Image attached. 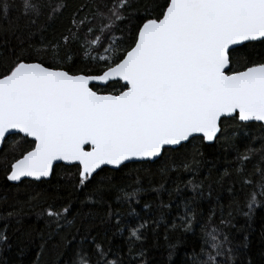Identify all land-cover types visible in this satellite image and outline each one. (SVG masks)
I'll use <instances>...</instances> for the list:
<instances>
[{
	"label": "snow or ice",
	"instance_id": "6c2138e0",
	"mask_svg": "<svg viewBox=\"0 0 264 264\" xmlns=\"http://www.w3.org/2000/svg\"><path fill=\"white\" fill-rule=\"evenodd\" d=\"M66 9L61 0H20L18 6L0 0V19L8 21L19 11L28 18L30 41L41 17L53 21ZM71 23L76 29H69L71 36L41 48L29 43L26 49L20 40V51L11 52L14 59L0 72V146L8 141H14L13 149L21 142L30 146L11 163L6 179L39 181L53 174L57 162H68L78 169L77 187L92 188L85 203L107 206L98 225L81 222L80 227L69 218L71 204L45 210L55 225L49 236L59 235L45 242L58 253L50 264H151L150 248L158 247L161 237L168 242L169 261L183 246L182 264H237L248 236L237 243L233 230L250 231L256 210L264 207V136L256 149L249 134L251 128L264 129V59H253L256 42L264 49V0H98L91 20ZM79 27L85 29L83 39ZM101 85L112 91L100 92ZM238 138L245 141L243 152ZM205 144L235 153L236 165L231 172L225 168L221 179L234 175L241 191L251 189L241 207L229 188L233 203L225 208L217 199L206 221L197 209L201 199L212 198L211 185L205 197L204 184L188 180L183 188L195 195L185 198L182 187L167 190L161 183L151 191L158 198L168 191L170 202L160 200L156 218L132 209L128 215L138 220L133 226L106 200L116 187L111 178L96 179L105 166L122 170L128 162L155 161L173 152L181 161L169 170L198 172ZM258 152L254 182L245 169ZM136 183L131 192L118 189L116 203H140L145 189ZM173 195L181 197L175 205L181 211L174 216ZM21 212L9 211L0 220L20 223ZM237 215L246 219L245 227L233 223ZM176 233L173 242L170 234ZM150 234L153 243L146 247ZM115 237H124L126 253L124 245L113 244ZM44 250L42 244L38 255ZM24 254L23 247L14 249L7 227L0 230V264H24Z\"/></svg>",
	"mask_w": 264,
	"mask_h": 264
},
{
	"label": "trees",
	"instance_id": "16d2710c",
	"mask_svg": "<svg viewBox=\"0 0 264 264\" xmlns=\"http://www.w3.org/2000/svg\"><path fill=\"white\" fill-rule=\"evenodd\" d=\"M58 0H49V3L56 4ZM61 2L67 3V9L62 15L58 16L53 21L48 20L47 14L41 17L37 21V27L32 28L35 35L31 40H26L29 30L28 18L23 17L19 11H12L9 16V20L5 21L0 19V72L7 65H10L14 57L11 52L15 50L20 51V40H25V48L28 44L41 48L50 42L59 41L63 36H71L72 33L69 29H73L71 23L75 18L77 21L87 18L92 19L93 12L95 11V4L98 0H61ZM111 2V0H106ZM142 3L143 0H140ZM14 6H18L20 0H13ZM87 6V7H85ZM80 8H84V11L79 12ZM11 24L12 29L9 28ZM135 22H133L134 27ZM125 31L127 32V27ZM44 29L40 31L39 29ZM76 29H73L75 31ZM79 35L83 39L85 36L84 27H79ZM117 36L120 33H116ZM7 43L9 47L3 45ZM257 43V54L253 57L254 60L260 61L264 59V49H261L259 42ZM27 55V51L25 52ZM93 56L97 53L93 52ZM81 67L86 65L81 64ZM238 70V69H234ZM102 93L110 92L112 89L108 87H99L98 89ZM251 137L256 138L252 143V147L259 149L261 147V141L259 137L264 136V129L254 127L249 129ZM14 141H8L6 146L0 150V215L6 216L9 211L21 212L20 223L16 222V218H10L7 220H0V230L7 227L8 235L11 237V242L14 249L23 247L25 254L23 256L24 264H50V261L58 254L52 243L45 244L46 241L58 239L59 235L54 237L49 236V232L55 228V225H50L49 218L44 214L45 210L51 205L56 209L63 208L68 204H71V218H75L76 226L80 227L81 222H84L86 226L98 225L101 220L105 218L107 212L106 205H92L85 203L87 196L91 192V186L87 189H79L77 187L79 172L76 166L68 167L60 165L55 167L52 178L50 180H44L41 182L24 180L19 184H13L6 179L8 168L15 158H18L30 146L27 144L17 145L13 149ZM236 143L239 145L241 152L245 150V141L237 139ZM191 152V147L188 149ZM201 151L203 152V158L200 160V166L198 172H185L182 169H172L174 164H179L181 161L180 154L171 153L169 157H164L158 161L132 163L128 164V167H122V170H111L106 168V171L96 177L97 180L102 178H111L112 183L116 186L110 193L107 194L106 200L112 204L115 211L121 213L125 217L127 222L133 226L138 222L137 217L130 216L128 213L135 209L141 217L145 219L156 218L159 216L157 211V205L162 199L165 203L170 202L168 191H162L160 197H157V193L151 191L152 188H159L161 183L164 184L165 189L171 190L176 186L183 188L187 184L188 180L194 182H202L204 184V194L207 197L208 185H211L212 198L201 199L199 201L200 207L198 212L203 213L201 217L203 220H207L209 208L216 207V200L227 208V206L233 203L229 199V188H232L235 193V200L241 205L245 203L246 195L250 188H245L241 191V186L238 183L239 178L232 176V178H223L225 168L232 171V166L236 165L235 153L229 151L228 153H222L218 146H209L205 144ZM261 153H257L253 156V163H247L245 169V175H247L254 182L259 179L256 175V169L254 167L255 162L259 161ZM226 156V159L223 158ZM213 162L215 166L213 167ZM264 167V165H261ZM211 169V172H209ZM137 180H139V186L145 189V191L138 197L140 203H136L135 199L129 203L122 201L116 203V196L118 195V189L124 188L126 191H133L137 187ZM185 198H190L195 193L191 188H183ZM173 203L172 216L177 214L175 208L176 204L180 203L181 197L175 196L171 198ZM149 204L152 207L145 209L144 205ZM91 214V215H89ZM168 218V217H166ZM218 223V218H215ZM142 222V221H140ZM238 227L246 226V219L242 215H237L233 220ZM110 227V226H109ZM151 227V225H149ZM103 233L104 229H98ZM61 233L63 230H60ZM163 229H161V232ZM199 233V228L197 229ZM235 240L237 243L243 242L244 235L248 236V247L244 252L238 256L237 264H264V207L258 208L256 214L251 221L250 231L235 232ZM111 233L109 232V236ZM178 235L170 234L173 242ZM127 236V230L125 232ZM106 243V240H105ZM153 243L151 234L147 241L146 247ZM167 243L162 237L159 238L158 247L150 248L149 259L151 264H182L186 259L184 254V247L181 246L177 249L176 254L172 260H168V247ZM45 245L43 253L39 254L40 246ZM113 244L124 245V237L113 238ZM127 247L124 245L123 252L126 253ZM11 254V253H10ZM66 258V257H65Z\"/></svg>",
	"mask_w": 264,
	"mask_h": 264
},
{
	"label": "water",
	"instance_id": "95a60500",
	"mask_svg": "<svg viewBox=\"0 0 264 264\" xmlns=\"http://www.w3.org/2000/svg\"><path fill=\"white\" fill-rule=\"evenodd\" d=\"M100 87H107V86H103V85H101ZM22 135V134H21ZM30 139V138H29ZM3 148V146H0V150ZM159 159H157V160H155V161H134V162H128V164H132V163H142V162H152V163H154V162H156V161H158ZM57 165L58 166H60V165H64V166H68V167H73V166H75L74 164H70V163H68V162H57ZM55 167H57V166H54V169H55ZM105 168H108V169H111L112 170V168H111V166H105ZM53 175V174H52ZM52 175L51 176H49V177H46V178H41V180H39V181H36V180H34L33 178H30V177H27V178H23V180L22 181H24V180H30V181H36V182H41V181H44V180H50L51 178H52ZM21 181V182H22ZM11 182V181H10ZM11 183H13V184H19L20 182H11Z\"/></svg>",
	"mask_w": 264,
	"mask_h": 264
}]
</instances>
